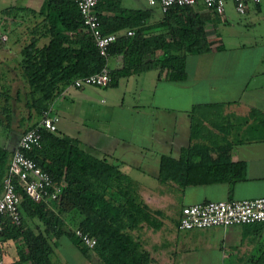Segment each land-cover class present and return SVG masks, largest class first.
Masks as SVG:
<instances>
[{
	"label": "trees",
	"instance_id": "trees-1",
	"mask_svg": "<svg viewBox=\"0 0 264 264\" xmlns=\"http://www.w3.org/2000/svg\"><path fill=\"white\" fill-rule=\"evenodd\" d=\"M197 7H169L160 12L157 7L125 9L118 0H99L95 11L100 33L116 36L107 48V62L119 57V67L109 68L108 85H114L118 78L148 70H156L157 77L182 80L185 57L210 50L204 32L206 19ZM15 18L27 24L25 30L29 35L18 53L26 97L24 103H11L10 94L0 91V128L9 126L13 111L25 114L17 123L22 127L20 135L35 127L40 134L39 147L26 155L60 186V191L48 208L29 201L17 190L19 224L11 225L4 220L0 241L2 236L16 242L17 258L13 264H55L50 256L60 236L68 238L90 264H152L150 252L142 247L138 232L142 228L158 230L161 221L157 218L159 211L140 198L136 182L121 172L117 164L84 152L76 140L37 126L62 88L77 77L98 72L105 64L84 31L74 0H42L36 11L19 7L2 9L0 35L15 32L22 25ZM31 18H38L32 26ZM126 31L131 34L126 35ZM42 39L45 41L39 44ZM15 95L14 101L19 94ZM200 108L194 105L188 111L187 144L175 157H158L155 179L160 191L176 195L187 185L217 182H227L230 190L238 178L239 169L229 161L230 142L226 139L232 125L219 118L207 119L209 113ZM31 112L39 119L26 125L24 121L30 120ZM7 157L8 153L0 150V181ZM180 208L173 219L175 229ZM249 225L254 224L246 226ZM74 229L94 239L91 248L74 236ZM262 244L240 257L234 256L228 263L264 264Z\"/></svg>",
	"mask_w": 264,
	"mask_h": 264
},
{
	"label": "crops",
	"instance_id": "crops-1",
	"mask_svg": "<svg viewBox=\"0 0 264 264\" xmlns=\"http://www.w3.org/2000/svg\"><path fill=\"white\" fill-rule=\"evenodd\" d=\"M41 3L42 0H0V10L19 7L36 11ZM118 3L125 9L147 8L144 0H118ZM197 11L206 19L204 32L211 44L210 50L185 57L182 80L171 81L163 75L157 77L156 70H148L118 78L114 85L106 87L76 89L68 85L48 105L49 113L57 117L55 131L76 140L84 152L117 164L121 172L136 182L144 203L159 211L160 228L163 218L167 219L173 234L183 231L176 230L173 221L183 205L208 200L264 197V0L246 6L243 15H238L229 1H225L221 16H213L199 5ZM239 18L241 23L236 21ZM17 20L21 19L15 18ZM34 20L38 21V18H31L30 26ZM17 22L22 25L15 32L0 35V91L3 89L10 94L11 103H24L26 85L18 53L29 35L25 30L27 24ZM238 24L245 30L242 35L239 34L242 39L229 40L233 45L223 46L216 27L231 28ZM44 41L40 40L39 44ZM118 59V56L110 58L108 68L119 67ZM16 93L19 96L14 101ZM194 105L201 106L202 111L209 107L215 109L219 119H227L232 125L226 139L230 142L229 161L239 169L238 178L233 181L230 190L227 182H217L187 185L176 195L160 191L161 187L155 179L158 157H175L178 150L187 144L188 111ZM21 116L25 114L13 111L9 126L0 128V150L8 153L6 161L22 130L17 125ZM38 119L31 112L30 120L24 123L29 125ZM161 200L166 201L168 214L165 209L159 208ZM245 226L195 230L215 235L217 249L222 251V247H237L244 255L264 242V223ZM158 230L142 228L138 232L142 247L150 252L152 264H158L157 258L162 255V249L160 244H149L147 238ZM186 249L178 251L190 264L189 249ZM178 251L172 255L174 259ZM55 252L54 246L51 260ZM229 254L221 258L229 259ZM0 256L3 264H13L17 258L16 242L1 236ZM184 260L175 261L176 264H183L180 261ZM53 262L66 264L55 259ZM229 263L240 264L239 261ZM229 263L227 261L226 264ZM78 264L90 262L81 257Z\"/></svg>",
	"mask_w": 264,
	"mask_h": 264
},
{
	"label": "built area",
	"instance_id": "built-area-1",
	"mask_svg": "<svg viewBox=\"0 0 264 264\" xmlns=\"http://www.w3.org/2000/svg\"><path fill=\"white\" fill-rule=\"evenodd\" d=\"M99 0H74L81 24L93 42L99 56L105 60L102 68L91 75L73 79L72 88L85 86L106 87L109 84V68L107 67V48L114 42V34L103 35L99 30L98 16L95 6ZM225 1H229L238 15H243L249 4L259 0H144L147 7H157L165 12L169 7H182L201 5L205 11L214 15H222ZM130 35V31L125 32ZM48 113V115H47ZM57 117L50 114L49 109L40 117L37 126L47 132L56 129ZM40 134L37 127L23 132L17 139L12 150L4 176L0 181V233L4 220L11 225L19 224L17 190L31 202L43 203L50 208L51 202L57 199L60 186L52 181L50 176L41 170L26 155L34 148L39 147ZM264 223V197L244 200H217L205 201L185 205L180 208L176 230L203 229L210 227H228L233 225H248ZM74 236L86 246L91 248L94 239L79 230H73ZM0 264H3L0 256Z\"/></svg>",
	"mask_w": 264,
	"mask_h": 264
},
{
	"label": "rangeland",
	"instance_id": "rangeland-1",
	"mask_svg": "<svg viewBox=\"0 0 264 264\" xmlns=\"http://www.w3.org/2000/svg\"><path fill=\"white\" fill-rule=\"evenodd\" d=\"M236 21L242 22V19L239 18ZM239 23V24H240ZM234 25L231 28L223 27L218 28L216 27V32L221 35V44L223 46H230L233 45L232 43H229V40H235V38L242 39L239 34L245 33L244 28L239 25ZM258 27H256L257 29ZM12 38V37H11ZM10 38V39H11ZM208 112L209 115L206 117L207 119L211 120H218L217 112L213 108H207L203 110V113ZM228 122V120H225ZM204 125H207V121H203ZM203 125V126H204ZM162 201V200H161ZM161 203L159 208L165 209V213L168 214V208L166 207V201L159 202ZM158 209V208H156ZM157 215V214H156ZM159 219L160 216H157ZM160 220V219H159ZM161 221V220H160ZM213 228V227H212ZM220 228V227H219ZM160 232L158 230L157 233L151 234L147 238V242L149 244H160L162 249V255L157 258L158 264H176L179 261V259L184 260V254L179 253L178 250L183 248H188V259L190 258L191 262L190 264H226L227 261L231 260L234 256L237 257L241 255V249L237 247H232L229 249L228 247H222L221 249H217L216 246V236L210 233H207L205 231L198 232L195 229H191L189 231L183 230V231H177L176 234H173L172 225L168 223L167 219L163 218V226L160 228ZM205 230V229H202ZM197 231V233H196ZM192 236V237H191ZM184 237H191L186 238ZM215 245L216 249H215ZM212 247V248H208ZM55 249L57 252H55L54 256H52V261L54 259L57 261L61 260L65 262L66 264H78L81 262V257L78 254L77 250L74 248V246L71 244L70 240L66 238L65 236H60L55 245ZM186 249V250H188ZM177 252L176 259L172 257V255ZM192 250V251H190ZM235 251V252H234ZM229 254V259H222L221 257H225ZM234 254V255H232ZM172 257V258H171ZM186 259V260H188ZM221 260V261H220ZM183 262V264H187V262Z\"/></svg>",
	"mask_w": 264,
	"mask_h": 264
}]
</instances>
